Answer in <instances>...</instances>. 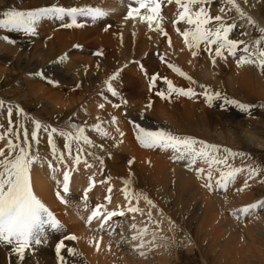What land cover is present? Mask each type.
Returning <instances> with one entry per match:
<instances>
[{
  "label": "bare ground",
  "instance_id": "obj_1",
  "mask_svg": "<svg viewBox=\"0 0 264 264\" xmlns=\"http://www.w3.org/2000/svg\"><path fill=\"white\" fill-rule=\"evenodd\" d=\"M130 3L133 5V7L136 6L135 0H0V18H2V12L11 7L27 10L31 8L45 7L51 4H57L64 7L92 5L101 7L108 12V14L104 18L99 19L95 22L91 21L89 18L78 17V19L84 21L83 27L79 28H63L60 27L61 21L55 20L53 18H43L37 24V34L35 36L24 33V38H22L21 41H19L18 37V40L15 38L17 42L13 38L10 41L14 40L15 43H11L8 41L7 44H5L6 42L4 44L9 47V50L11 52L14 53L15 63H17L19 68L24 71V75L26 76H36V72L42 71L44 73V76H50L60 83L63 79L67 81L68 79L66 78L68 76H74L72 77V82L75 85H77L78 83V85L81 86L82 89H78V91H74L72 93H69L68 95L64 94L61 91L59 92V89H61L60 85H58L57 87L55 86V84H52L54 87L51 86L50 89L41 87L39 85H34V88L37 90L36 93L39 92L45 99L49 98L53 103V108H58L57 110L62 109V107H74L75 104H78V100H81L82 102L85 98H88L90 102L89 104H92L94 112L97 111L95 112V114L100 115L99 112H105L107 110L106 108H97L101 103L100 101H95V96L98 95V93L103 89L108 90V88H105L106 85L104 84V81L110 75H112L113 72H116L117 69H119L118 75L111 81V83L114 86L113 88H115V86L117 87V89L115 90L118 95H121L119 99V103L121 106L119 109H121L120 111L122 112L123 110L125 111V119L128 117L133 121H139L140 118H143L146 122H150L149 124L145 125L148 128L154 129L157 127H163L173 131L174 133H180L185 136L195 137L199 141H205L208 144H214L218 146L220 145L219 147L229 148L237 152L238 150L236 148V145L247 144V147L249 145L263 147L264 104L261 106V108H263V111L261 110V108L254 111L258 117L257 119L246 120L243 118V115L246 116V111H242L236 105L228 104L225 98L234 99L245 104L251 103V101H253L254 99H261L262 101H264V71H261V69L254 64H242L238 66L236 61L231 59H227L226 62H223L225 60H216L215 65L211 63V65L205 66L204 64H202V56L205 47L204 44L202 43L199 49H193L198 52V55L192 56L191 52L193 50H190L184 44L183 37L176 30L177 28H183L184 30L185 28L189 27V25H187L185 21H179L175 25L172 23V21L176 19V16L180 11L175 2L166 3V6L161 9V26L163 27L164 31L167 32V37L159 33V30H157L155 27V23L153 24L152 28H149L147 21H141L139 18H126L128 5ZM211 3H214L217 7V10H215L216 15L221 14L219 11L221 7H225V13H223L222 15H224L226 22L235 23V27L229 33L230 39H239L247 43H252L256 38H258V36L260 35L258 30L254 26H251L247 23L246 17H240L235 9H228L226 7V0H211ZM238 3L240 4L241 8H243V10L248 15H250L258 24L264 26V0H238ZM146 13L147 11L145 9H141V14L146 15ZM68 22L69 20L67 18H65L63 21V23ZM169 37L171 38V46H169L168 42ZM74 45H80V47H74ZM242 48L243 45H238L237 55H235L237 57L236 60H238L239 55L242 54ZM98 50H102V56L95 55ZM225 51L227 52V50ZM64 54H66V59L63 61H59L58 57ZM161 55L164 56V60H161ZM169 63L179 67L183 72L191 76L196 83L191 84L185 76H182L179 73L173 71L168 66ZM3 71L7 72L9 70L5 69ZM152 74H157V76H160V78L166 77L168 80L177 83L181 88L187 89L189 86L193 87V90L196 93L194 98H197V100L188 101L184 99V101L182 99L179 101L171 102L156 100L151 102L150 107L147 106V103H149L150 100H148L147 102L143 98L146 96L149 97L151 93L148 88V83L151 80H149L147 83L146 78L148 77L146 76H152ZM123 76L127 77L124 78ZM66 81L64 82L67 83ZM200 85H205L212 92H220V97L214 98L211 105L206 102L205 97L203 98L202 103H200L199 98L201 96V93L204 91V89H202ZM118 95L116 96L118 97ZM43 97L42 99H44ZM123 98H128L130 103L127 99L126 101L128 103H121V100ZM221 105H223V107ZM138 108L141 109V111H139ZM250 110L251 108L247 111ZM143 111L146 113L144 114ZM141 112H143V116H141ZM163 114L169 115L170 124H167L163 120H161V116ZM121 121L118 122V128H115L113 125L107 126V129L110 130V133L111 131L115 133V137L120 143L119 146L117 145L118 148L116 147L117 149H119V151L116 150V152L111 155V158H114V162L116 163H118V160L125 161L127 159L129 161L131 157L133 159H137L138 157V152L136 153V151L133 149L136 145L133 141H131L129 137L127 138L126 136V138L124 139V137L122 138L120 136L122 139L118 138V129L121 132H123V130H125V132L127 133L129 132L127 127L124 128V126H121ZM122 122L124 123V121ZM83 126L85 125L83 124ZM102 127L106 129V126ZM84 128L85 135H87L89 139L92 140L94 136L92 132L94 129L90 130L87 127ZM104 138L102 139L104 140ZM95 143L97 142L95 141ZM95 143L93 141L92 144ZM197 147H199V145H197ZM149 149L151 150V148ZM169 150L170 151L168 154L170 155V152L174 150L171 148H169ZM220 152V154L218 153L219 155L217 153L216 154L221 158L223 156L229 155L223 150ZM177 155L179 154L176 153L175 156ZM160 156V159H151L152 161L150 163V159L148 157L144 168L143 164L142 168H140V165L137 163V165L133 164L132 173L127 172V169H123L122 167H116L114 165L115 163L113 164L115 167H110L111 163L113 162H110V160H112L111 158L109 159V167H114V169H117L118 171L121 170L122 175L124 176L122 178H126L133 184H147V182L150 181V183L157 188V194L154 193L153 195H155L160 202L161 199H159L158 197V195H160V190H162L165 196H168L170 194L181 195L184 191H186L193 185L199 187L200 192H198L202 197L201 204L199 206H182L181 210H183V208L186 209L188 211V214L196 212V214L194 215L197 216V224L200 225L204 222V226L202 229L205 231V233L203 234H205L207 238H210V246H218L221 250H223H211L213 254L212 256H214V259H216L215 262L220 263V260L222 259L221 264H239V262H242L244 256H248L246 255V253H249L251 249L253 255L256 254L255 252H253V249H255L257 252H263L260 247L257 248L255 245L261 246L260 244H258V241H264V208L259 207L258 212L256 211L254 217L255 221H251L252 226H243L245 234L237 231L234 233L231 231V227L228 228L229 224L226 223H230L232 221L226 220L228 218L226 217L227 215L224 212L225 209L222 210L217 204V200L219 201V199H217L216 196L212 194L213 192H211V195H209L208 189L203 186L206 177L198 178L196 172L192 170L196 167L204 168L205 170H207L208 166H205L202 160H197V163L192 166V169H190L185 167V164L188 162L187 160L173 159V155L168 158H164L167 156V154L165 155L162 153L160 154ZM229 162L227 163L228 165L232 164H229ZM232 167H234V165ZM224 170L227 169H225L224 167ZM42 175L43 174L38 172H32L31 174V181L34 187L38 189L35 190L36 192L40 191V194L45 190L46 186L50 184V176L43 175L44 177H42ZM218 175L219 172L215 171V174L213 175V190L217 188L215 185V177ZM245 179L247 178H244V180ZM250 181H254L255 184V180ZM161 182L165 184L164 189L160 186ZM166 183L168 184L166 185ZM169 184H172L173 189L168 188ZM244 185L245 182L243 180L241 182V179L239 178H237L235 182H233V180L229 182L228 187L231 188V193L229 194L230 198L227 200V202L229 203L230 207L236 208V206H241L242 208V206H245V204L255 202L256 199H253L255 196L252 197L250 191H248V189L245 188ZM122 186L123 185H121V187ZM132 195L136 199L137 196H139V199L142 198L138 192L137 194ZM131 198L129 199L131 200ZM125 202L126 204H128L127 201ZM132 204H134V202H132ZM81 209L85 210L88 215H90L88 212L89 205L85 207L84 204ZM127 209L119 208V211L116 210L117 215L111 217L108 224H110L113 228V226L121 219L119 217H123L126 215V212H129ZM108 211H112V208ZM65 212L67 213L68 211ZM120 212H123V215H119ZM206 214H209V216L210 214L212 215L210 216V219L207 218L208 215L206 216ZM68 215L69 213H67V216ZM82 215H84V213H82ZM67 216L66 219L68 218ZM70 216V220L73 219L77 222V224H75L73 220H69V223L71 224V222L73 221L76 228H81L79 233L77 232L78 234L75 235L78 238L75 241L77 242L80 250L84 253V256L87 258V261H89V263L91 262V264H110V262L107 260V257L105 255L101 256V253L99 252V250H101L100 246L101 248L103 246L104 249L106 248V246H108V244L106 245L107 237L105 238V236L101 234L105 232L100 231V233H94L90 232L89 230L87 231L85 230L87 226L83 224L84 222L78 219L76 214L72 213ZM204 216H206V220ZM60 217L63 220V217ZM85 218H87V216ZM112 218L114 219L112 220ZM98 223V219L95 223L93 222V224L95 225H98ZM198 232V234H200V231ZM48 235H51V233H49ZM55 236L56 235H53V237ZM92 238H97L100 240L99 249L95 247L94 242L90 243V240ZM193 240L195 242V245L200 248L197 240L195 238ZM155 241L157 243L155 247L158 246L156 248L159 249L160 241L156 239ZM245 245L246 247L248 246L246 248L248 251L246 249L244 251ZM186 246H188V243ZM108 247L106 249H108ZM34 248L36 249V247ZM190 249L189 251H191ZM225 250L227 251L225 252ZM161 251L164 252V250L162 249ZM222 252L225 253V255H223ZM34 253L36 254L37 252L35 251ZM158 257V260H160V256ZM233 257L235 259H232ZM38 260L35 261L37 263H41V261H43V259H40L39 261ZM2 261L4 260L0 256V264H4ZM167 262L168 259L163 258V261H160L158 264H168ZM207 264L210 263L207 262Z\"/></svg>",
  "mask_w": 264,
  "mask_h": 264
},
{
  "label": "rangeland",
  "instance_id": "obj_2",
  "mask_svg": "<svg viewBox=\"0 0 264 264\" xmlns=\"http://www.w3.org/2000/svg\"><path fill=\"white\" fill-rule=\"evenodd\" d=\"M159 2L161 3L160 4V15H162L161 9L164 6H166V3H169V0H159ZM174 2H175V0H171V3H174ZM212 4H214V3L210 2V4L207 5V9H208L210 15H216L215 10H217V7L215 4L214 5H212ZM146 14H148V13H146ZM210 23L212 24V26L215 25L214 21L210 22ZM182 30H183V28H181V31ZM4 36H8V38H9L8 41H10L13 38L14 39L16 38L18 40V37H19V41H21L22 38H24V33L23 32H17V31H10L7 29H3V30L0 29V46H1L0 47V72H1L0 73V100H3L5 102L4 107L0 108V136L4 137L3 139H0V148H3L5 146L8 139H13V141L15 143H20V141H22L23 137H24V129L28 130L29 137H30V133H31V130L33 127L32 118L39 119L43 124L49 125L50 128L56 127L58 129L68 130L67 125L72 123V124H77V125H81V126H83V124H84L85 125L84 127H87L88 129L93 130L92 125L97 123V117H99L100 121H101L100 127L103 131L108 130V131H105L108 133V135L105 136V135H102L100 132L93 130L92 134L94 136H93L92 140L94 141V143H95V141L97 143L92 144L91 147H90V145H84L83 142L81 144H77L75 141H72V143H71L72 154L69 156L67 150L64 148L65 139L63 137H61L58 133H54L53 134V141H54L56 148H57V154H59L60 152H64V155H65V160L63 162L57 161L56 158L52 155L51 146L48 144L47 133H45L43 131V129L39 130V132H38V142L29 139V145H30L31 153L33 155H38V159L34 162V164L32 166L33 168H31V171L50 176L49 177L50 178L49 179L50 184H48V186H46L47 189L45 188V190H48V191L44 190L45 192L43 191L40 194V191L36 192V190H38V189H36V187H34V185L32 183L33 190L43 202L45 201L44 203L46 204V206L48 205L47 207L49 208V210L52 211L54 216L63 225V229L60 232H57V231L52 230V229H48L47 235H46V240L43 243L33 244L32 245L33 248L31 247L30 249H27L25 251V256L23 259L24 261H21L19 259L18 255L15 254L14 251H12L11 246H9V245L7 246L6 244H0V256L4 260L2 262L4 264H61V262L57 258V254H56V244L64 237H67L69 235H77L79 233V231L81 230V228L78 229L75 227V224H77V222L74 221L73 219H71V220H73L75 224L73 223V221L71 222V224L73 223L72 225L69 223L71 221L70 215L72 213L76 214V216L78 217V219H80V221L84 222L83 224L87 226V228L85 230H87V231L89 230L90 232H94V233H100V231H96L97 225L93 224V222L95 223L97 221V219L94 218L93 222H91L90 224L87 223L85 217L88 216V213L85 210L81 209V207L85 204V201L82 199V197L84 196V189L88 188L89 183L91 182L92 187L89 188V190H88V200H87V205H89V209H88L89 214L91 213V210L95 207V205L98 203L102 204L107 211L111 210V208H112V211H114V208H115L114 212H116V210L119 211L118 210L119 208L120 209H127L130 204L132 206L134 205V206L139 207L140 209H143L142 213L141 212H135V213L126 212L125 216H123V217L120 216L119 218H121V219L120 220L117 219V220H119L118 223H116L113 226L114 235H109L108 231H106V230L103 231L105 233H101L105 236V238L107 237L106 238L107 239L106 245L108 244V246H109L108 242L111 241V247L106 246V248L108 247V249H106V248L104 249L103 246H102V248L100 246L101 250H99V252L101 253V256L105 255L107 257V260L110 262V264H158L160 261H163V258L168 259V262H167L168 264H207V262L210 264H221L222 259L220 260V263L215 262L216 259H214V256H212L213 254H212L211 250H217V249L220 251H223V250H221L218 246H214V247L210 246V244H209L210 238H207L206 235L203 234V233H205V231L202 229L204 226V222L201 223L200 225H198L197 224L198 223L197 216L194 215V214H196V212H192V214L191 213L188 214V211L186 209L183 208V210H181L182 206H184V207L187 205H194V206L198 205L199 206L201 204L202 197H201V194L199 193L200 192L199 187H196L193 185L192 187H190L189 189L184 191L181 195H171L170 194L168 196H165L164 193L162 192V190H160L161 196L158 195L159 199H161V202H160L157 199V197L155 195H153L154 193L157 194L156 193L157 188L154 187L153 184L150 183V181L147 182V184L146 183H143V184L139 183L138 184L139 186L136 184H133L131 182H129L127 185H125L124 180H127V179L122 178V177H124L122 175V171L121 170L118 171L117 169H114L115 166L116 167H122L123 169H127V172L132 173L133 164H136V163L139 164L140 168H142V164H143V168H144V165H145L148 157L150 159L149 160V163H150L152 161L151 159H157V158L160 159V157L162 156V155L160 156L161 153L165 154V155L167 154V156L164 158H168L172 155L173 156L176 155V153L174 151H171L170 155H169L168 154L170 151L169 148L158 147V148H151V150H150L149 148L144 147L140 144V142L136 139V130L134 129V125L132 123L133 120L128 118V117L125 119V111L123 110V112H122V111H120L121 109H119L121 106L119 103L120 102L119 99H120L121 95H118V97H117L116 95L114 96L107 89L101 90V92H99L98 95L95 96V98H96L95 101L96 102L100 101V103L104 105V107L102 109L106 108L109 111L106 110L105 112H99L100 115L95 114V112H97V111L94 112L92 104H89L90 102H89L88 98H85L83 100L84 103H83V101L81 102V100H78V104L79 103L80 104L79 105L75 104L74 107H72V106L71 107L69 106L67 108L62 107V109H59V110H57L58 108L57 109L53 108V103L50 101L49 98L45 99L39 92L36 93L37 90L34 88V85H37V86L39 85V86L47 88V89H50L51 86L54 87L52 84H55V86H57V87H58V85H60L61 89H59V92L61 91L66 95H68L69 93H72L74 91H78V89H82V87L81 86L77 87L78 83H77V85H75L72 82V77H74V76H68V77L66 76L67 77L66 79H68L67 81L62 78L63 79V80H61L63 82V84H62V82L60 83L59 81L54 80L50 76H45V77H47V79H45V78H42L39 76H26V75H24V71L21 70L19 68L18 64L15 63V61H14V57H15L14 53L11 52L9 50V47L5 45L8 43V41H6L3 38ZM17 40H16V42H17ZM3 47L8 48V49H4ZM93 47H94V45H93ZM214 47L215 46H213V49H214ZM5 50H7V51H5ZM212 54L214 55V50H213ZM227 59L237 61L236 56H231L230 54H227L226 51H225V58L224 59H221L220 57H216V60H220V61L225 60L223 62H226ZM202 62H203L202 64H204L205 66L211 65V63H212L209 53L206 52L205 50L203 52ZM3 67H4V69H3ZM1 68H2V70H1ZM5 69H8L9 71L4 72L3 70H5ZM153 75L154 74H152V76ZM155 75L157 76V74H155ZM152 76H146L150 79L145 77L147 79L146 80L147 83L149 80H151L148 83L149 84L148 88H149V91L151 93H150L149 97L146 96L143 98L147 102H148V100H150L151 102L156 101V100L167 101V102L179 101L182 99L183 100L186 99L188 101L197 100V98H194V96H192V97L184 96V95L177 94L175 92H173L171 95H168L167 94V83H166L165 79L160 78V76H157L158 78L155 81H152V78H151ZM123 77L126 78L127 76H123ZM69 78H70L71 82L69 81ZM49 80L56 81L57 83H50ZM64 81H66L67 83H65ZM173 84L176 87H179V85L177 83L173 82ZM112 86H113V84H112ZM105 88H107V86H105ZM114 89H117V87L115 86ZM159 91L165 92V96L163 98H161L159 95H157V92H159ZM42 97L44 99H42ZM204 97L205 96H203L201 94V96L199 98L200 103H202ZM97 98L101 99V100H98ZM123 99L125 101H126V99L128 100V98H123ZM129 103H130V101H129ZM148 104L149 103H147V106H148ZM248 104L253 105V107L251 108L250 111H246V116L243 115V118L246 120L257 119L258 117L254 111L261 108V106L264 104V101H262L261 99H258V100L254 99L253 101H251V103H248ZM9 105H11L13 108L12 115H11V120H12L11 127H12L13 131L11 133H7V129L9 127V122H8L9 121V114H8L7 108ZM16 105H19V107L23 109L22 113H20V114L17 113ZM77 105H78V107H77ZM114 105H119V107H114ZM97 108L99 109V107H97ZM138 110L141 111V109H139V108H138ZM261 110L263 111V108H261ZM107 112H109V113H107ZM145 113L146 112H144V114ZM247 113H249V114H247ZM91 114H93V115H91ZM103 115H104V117H103ZM109 115H111V116H109ZM66 116H67V118H66ZM112 116L116 117V123L111 122ZM139 118H140V116H139ZM120 119L122 121H124V123ZM119 120L121 121V126H124V128L127 127L129 132L127 133V132H125V130H123L124 133L122 132L123 136H121L120 135L121 131L118 129V132H119L118 138L124 137V139H125L127 136V138L129 137L131 139V141H133L134 144L136 145L135 147L133 146L134 147L133 149L136 151V153L138 152V157H137V159H133L132 157L130 158V160H132L134 162V163L132 162V164H129L127 159L125 161L124 160H118V163H116V162H114V158H111V155L114 154L116 152V150L119 151V149H117V148L120 145V143H119L118 139L115 137L116 136L115 133L112 131L110 133V130L107 129V126L113 125L116 128L117 126H119L118 125V122H120ZM161 120H163L167 124H170V121H169L170 119H169L168 114H163L161 116ZM135 123L140 124L142 127L148 128L145 125L149 124L150 122H146L143 118H140L139 121L136 120ZM102 126H106V129ZM5 133H7V135H5ZM176 134L181 135V136H185V135L180 134V133H176ZM17 135H19V137H20L19 140L16 139ZM95 135H96V137H95ZM102 138H104V140ZM114 138H116V139H114ZM94 139H96V140H94ZM78 148H83V151L80 153L81 160L78 164H74V163H72V161H73L74 157L77 155V149ZM236 148H237L238 152L235 150H232V149L231 150L234 152H237V153L243 152V153H245V155L244 156L237 155L235 157H232L231 155H227V159L228 158L229 159H228V161H226V163H228L230 161L229 164L232 163L230 165H232V166L234 165L233 168H241L242 169V171L236 173L237 177H235L233 182H235L237 180V178L241 179V182L243 180L245 182L244 187L247 188L248 191H250L252 197L255 196L253 199L254 200L256 199L255 201L262 200L264 198V146L259 147V146H255V145H249L247 147V144H244V145L242 144V145H236ZM224 149H225L224 147H219L217 152H215V156L217 158L219 157L218 159H220L221 157L217 156V154L218 153L220 154L221 153L220 151H222V150L224 151ZM145 155H146V157H145ZM223 157H225V156H223ZM110 158L112 159V160H110V162L113 161L111 163L110 167L115 165L113 168L109 167V159ZM140 158H142V159H140ZM145 158H146V160H145ZM49 161H51L53 164L52 168L49 167ZM85 162L89 165V167L85 166ZM233 162H234V164H233ZM203 163L205 166H208V164L205 163L204 161H203ZM237 165L240 167H238ZM212 167H213V175H214L215 171H217V168H219V169L222 168V170H224L225 166L224 165L217 166L214 164V165H212ZM248 167H258V171L256 172L255 175H253V177L249 176V173H248L249 168ZM65 170L70 172L68 193L63 192V183L62 182H63V172ZM31 171H30V175L32 174ZM43 175H42V177H44ZM244 178H247V179L244 180ZM250 180H255V184H254V181H250ZM239 182H240V180H239ZM167 184L168 183H166V185ZM109 185H111V189H112L111 193H109V191H108ZM121 185H123V186L121 187ZM160 186L164 189L165 184L161 182ZM125 187L128 188L129 195H131V196H129V198H131L133 196L132 194H137V192L141 195L142 198L139 199L138 203H137V199L134 196L131 198V200L125 198L124 191H123V189ZM168 188L173 189L172 184H169ZM212 190L211 191L208 190L209 195H211V192H213L212 194L215 195L217 199H219V201L217 200L218 206L222 210L225 209L224 212L227 215L226 217L228 218L226 220L232 221V222L228 223L224 220L227 224H229V227L228 226L227 227L228 228L231 227V231L234 233L237 231V232L245 234V232L243 230V226H245V225L247 227H248V225L252 226V222L255 221V218H254L255 213H256V211L258 212L259 207L255 208L254 210L250 209L247 213L240 214L239 209H241V206H239V207L236 206V208L230 207L229 203L227 202V200L230 198L229 194L231 193V188L228 187L225 189V188H218L217 187V188H215V190H213V191ZM57 191L61 192V195L64 197V200L67 201L66 203L61 202V199H59L57 197V195H56ZM109 195L111 197L110 201L105 200L104 197L109 196ZM145 195L148 197V199L153 201V204L155 205V207H152V206L147 204V202L144 200ZM192 195H194V196H192ZM123 197L125 200L123 199ZM125 201H127L128 204H126ZM132 202H134V204H132ZM58 203H59V205H58ZM183 203H185V204H183ZM245 205H247V204H245ZM114 206H116V207H114ZM149 209L151 210V220H149V218H148ZM65 211H68L67 212V213H69L68 216H67V213ZM70 212H71V214H70ZM82 213H84V215H82ZM64 214H65V216H64ZM193 215H194V217H193ZM207 215L209 216V214H206V216ZM60 216L63 217V220L61 219ZM66 216L68 217L67 219H66ZM206 216H204L205 220H206ZM208 216H207V218L210 219V216H212V215L210 214V216L209 217ZM204 218H203V220H204ZM113 219L114 218H112V220ZM156 219H157V221H156ZM64 221H65V223H64ZM66 221H68V222H66ZM133 224H135L137 226V229L142 228L145 224L148 225L149 230H148V234L145 236V240L149 241V243H146L143 249L133 250L131 247V245L133 243L138 242V241H132L130 239L133 232L136 231V229L132 228ZM169 226L172 230L169 228ZM71 228H72V230H71ZM157 228L159 230H156ZM196 228H197V230H196ZM238 228H239V230H238ZM198 229H200V230H198ZM201 230H203V231H201ZM155 231H157V232H155ZM198 231H200V234H198L199 233ZM49 233H51V235H48ZM121 233H123V236L125 239L122 240L121 243L118 245L116 243V241L120 240ZM153 234L155 235V239L160 241L159 249L156 248L158 246L155 247V245H157V243H156L155 239L154 240L152 239ZM53 235H56V236L53 237ZM147 237H149V238H147ZM202 237H203V239H202ZM194 238L197 240L200 248H198L195 245V242L193 240ZM151 239L153 240V242ZM187 243H188V246H186ZM258 244H260L261 246H258V245H255V246L257 248L260 247L263 250V252H257L255 249H253V252L256 253L253 255L252 249H251V251L249 252L250 254L246 253V255H248V256H244L242 259V262H239V264H264V241L262 242L261 240H259ZM64 245H65V247H63L61 249V255L64 257L66 264H91V262L89 263V261H87V258L84 256V253L80 250V248H79V246L75 240L66 239V240H64ZM2 246H4V247H2ZM160 246H163V247H160ZM202 246H204V247H202ZM34 247H36V249ZM67 247L75 248L78 255H70L67 252ZM190 247H191V249H190ZM228 247H229V244H228ZM247 247H246V245L244 246V251ZM9 249H11V250H9ZM161 249L164 250V252L161 251ZM189 249L191 251H189ZM33 251L34 252L36 251L37 253L35 254ZM140 251H143L144 255H140ZM226 251L227 250H225V252ZM257 253H258V255H257ZM9 254H11V255H9ZM222 254L225 255V253H223V252H222ZM158 256H160V260H158V258H159ZM161 256H162V258H161ZM38 259L39 260L43 259V261H41V263H37L36 261ZM232 259H235V258L233 257ZM233 264H237V263H233Z\"/></svg>",
  "mask_w": 264,
  "mask_h": 264
},
{
  "label": "snow or ice",
  "instance_id": "obj_3",
  "mask_svg": "<svg viewBox=\"0 0 264 264\" xmlns=\"http://www.w3.org/2000/svg\"><path fill=\"white\" fill-rule=\"evenodd\" d=\"M176 5L180 11L176 16V19L172 21L175 25L179 21H185L189 27L181 31L177 28V32L183 37L184 44L190 49H199L201 44H204V50L209 53L211 57V62L213 65L216 63V57L221 59L225 58V50H227L230 55H237L238 45H243L242 54L239 55V59L236 61L237 65L242 64H254L264 71V26L258 24L250 15H248L243 8H241L238 0H226V7L228 9H235L240 17H246L247 23L254 26L260 35L252 43H247L239 39H230L229 33L235 27L234 22H226L223 13H225V7L220 8V13L217 15H210L207 9V5L210 4L211 0H175ZM171 3V0H169ZM136 6L130 3L128 5L127 17L136 19L139 18L141 21H147L148 27L152 28L155 23V27L159 30V33L167 37V32L164 31L161 26L162 16L160 15V3L159 0H135ZM141 9H145L148 14H141ZM108 14L107 10L92 5L84 6H72L64 7L57 4H51L45 7H37L31 9H17L14 7L8 8L2 12V18H0V29H7L10 31H17L27 33L29 35L35 36L37 34V24L43 18H53L55 20L61 21L60 27L72 28V27H83L84 21L78 19V17L89 18L91 21L95 22L99 19L104 18ZM69 20L68 23H63L64 19ZM215 22L212 26L210 22ZM6 41L9 40L8 36L3 37ZM15 43V41H9ZM169 46H171V38H168ZM213 46L214 49H213ZM74 47H80V45H74ZM214 50V55L212 54ZM192 56L198 55V52L193 50L191 52ZM95 55L102 56V50H98ZM161 60H164V56L161 55ZM66 59V54L58 57L59 61ZM173 71L185 76L186 79L190 81L191 84L196 82L187 73L183 72L179 67L174 64L169 63L168 65ZM119 69L113 72L105 81L104 84L107 86L108 91H110L114 96L118 95L116 90L113 88L111 81L118 75ZM36 76L47 79L44 73L36 72ZM157 79L156 75L152 76V81ZM167 83V94L171 95L173 92L184 95V96H195L196 93L193 87L189 86L187 89L176 87L171 80L164 77ZM50 83H57L56 81L49 80ZM79 85H77L78 87ZM204 91L201 93L206 98V102L211 105L214 98L220 97V92H212L205 85H200ZM161 98L165 96L164 91L157 92ZM226 99L228 104H233L239 107L242 111H247L252 108L253 105L241 103L234 99ZM121 103H126L123 99ZM5 102L0 100V108H3ZM149 107L151 106V101H149ZM223 107V105H221ZM99 108H103L104 105H98ZM114 107H119V105H114ZM9 114V127L7 133L13 131L11 125V115L13 108L11 105L7 108ZM16 111L18 114L23 112V109L16 105ZM143 116V112H141ZM111 122L116 123V117H111ZM100 118L97 117V123L92 125V128L100 132L102 135H108L107 132L103 131L100 127ZM134 129L136 130V139L140 144L147 148H171L174 152L179 155L174 156L173 159L177 160H187L185 167L192 169V166L197 163V160H202L208 164L207 170L204 168L196 167L194 170L198 178L206 177L204 187L209 191L213 189V167L212 165H224L225 169L221 170L217 168L219 175L215 177V185L218 188H227L230 181L234 180L236 173L242 171L241 168H233L227 165V156L222 159H218L215 156V152L219 149L218 145L208 144L205 141H199L195 137L191 136H181L163 127L157 128H145L140 124L132 121ZM32 130L29 133L27 129H24V137L20 143H15L13 139H8L5 146L0 148V244H6L11 246L12 251H14L19 259L23 261L25 256V251L30 249L33 244H41L46 240L47 230L52 229L60 232L63 229V225L54 216L52 211L46 206V204L37 196L33 190V185L31 181L30 171L34 162L38 159V155H33L30 151L29 139L38 142V132L43 129L47 133L48 144L51 146L52 155L57 161L63 162L65 160L64 152L57 154V148L53 141V134L58 133L61 137L65 139L64 148L67 150L68 155L72 154L71 143L75 141L77 144L83 142L84 145H92L93 141L85 135L84 126L72 124L67 125V129H58L56 127H51L49 125L43 124L39 119L32 118ZM50 129V130H49ZM5 133V135H7ZM123 136V133H120ZM0 136V139H3ZM19 140V135L16 136ZM199 145V147H197ZM83 148L77 149V155L74 157L72 163L78 164L81 160L80 153ZM224 151L235 157L237 155L244 156L245 153L234 152L229 148H225ZM132 160L128 163L132 164ZM58 166V165H57ZM85 166L89 165L85 162ZM49 167L52 168L53 164L49 161ZM249 176H253L258 171V167H249ZM69 179L70 172L65 170L63 172V192L68 193L69 191ZM129 183L125 180V185ZM92 187V183H89V187L84 189V196L82 199L85 201V207H87L88 200V190ZM111 185H109L108 191L111 193ZM126 199H129V190L127 187L123 189ZM57 197L61 199V202L66 203L64 197L61 195L60 191L56 193ZM105 200L111 199L110 195L104 197ZM144 200L148 205L155 207L153 201L148 199L145 195ZM139 202V196H137V203ZM257 207L264 208V199L257 200L253 203L247 204L239 209V213H247L250 209H255ZM129 212H143L137 206H130L127 209ZM117 215L114 211H107L102 204H96L91 210L90 215L87 216L86 222L91 223L94 218L99 220L96 231H108L109 235H114V229L108 222L110 218ZM119 215H123L120 212ZM148 218L151 220V210L149 209ZM107 224V229H106ZM133 232L130 239L132 241H138L131 245L133 250L143 249L146 243L149 241L145 240V236L148 233V225L145 224L142 228L137 229L135 224L132 225ZM156 230H159L158 228ZM76 240L78 239L75 235H69L62 238L56 244V254L58 260L61 264H66L64 257L61 255V249L65 247L64 240ZM123 233H121L120 240L116 243L119 245L122 240H124ZM152 239H155L153 234ZM94 242L95 247L99 249L100 240L97 238H92L90 243ZM111 241L109 242V247ZM67 252L70 255H78L75 248L67 247ZM140 255H144L143 251H140Z\"/></svg>",
  "mask_w": 264,
  "mask_h": 264
}]
</instances>
